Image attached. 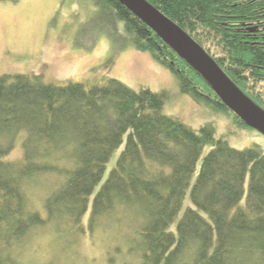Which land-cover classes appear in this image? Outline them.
I'll return each instance as SVG.
<instances>
[{
  "label": "trees",
  "instance_id": "trees-1",
  "mask_svg": "<svg viewBox=\"0 0 264 264\" xmlns=\"http://www.w3.org/2000/svg\"><path fill=\"white\" fill-rule=\"evenodd\" d=\"M146 1L264 113V0ZM95 4L111 16L110 25L115 18L123 24L118 39L126 37L176 76L182 94L250 128L125 5ZM165 99L166 93L136 92L114 79L104 86H56L37 76L0 77V264H23L16 246L50 225L56 240L102 238L111 245L110 264L116 253L122 264H264V152L231 147L212 123L195 131L166 116ZM21 136L22 160L7 161ZM206 147L190 190L193 206L179 217ZM43 177L57 183L36 203L32 182Z\"/></svg>",
  "mask_w": 264,
  "mask_h": 264
},
{
  "label": "rangeland",
  "instance_id": "rangeland-1",
  "mask_svg": "<svg viewBox=\"0 0 264 264\" xmlns=\"http://www.w3.org/2000/svg\"><path fill=\"white\" fill-rule=\"evenodd\" d=\"M108 19L111 16L101 10L95 0L0 2V77L37 76L45 84L56 86L77 83L104 86L114 79L136 92L149 89L153 93H166L163 108L166 116L179 119L195 131L212 123L216 127V136L231 147L238 150L258 147L264 152L262 133L253 128L238 127L230 117L197 104L190 96L182 94L176 76L150 53L126 43V37L118 39L119 34L124 35L123 24L117 23L115 18L110 25ZM23 141L21 136L14 151L6 157L7 161L22 160ZM122 150L123 146L112 155L102 181L90 198V206ZM210 150L211 147H206L202 153L179 217L193 206L190 190L197 179L201 161ZM56 183L55 178L36 179L32 182L30 198L38 203L39 197L46 196L47 189ZM38 209L44 211L42 206ZM88 217L89 214L84 219L85 224ZM118 217L121 218L122 214ZM109 232L108 240L116 234L114 226ZM55 233L50 225L47 230L32 234L22 245L16 246L20 261L23 264H110L111 245L102 238L92 242L80 239L77 244L67 239L56 240ZM114 257L113 264L125 261L120 254L116 253Z\"/></svg>",
  "mask_w": 264,
  "mask_h": 264
},
{
  "label": "water",
  "instance_id": "water-1",
  "mask_svg": "<svg viewBox=\"0 0 264 264\" xmlns=\"http://www.w3.org/2000/svg\"><path fill=\"white\" fill-rule=\"evenodd\" d=\"M118 1L131 10L194 70L199 72L224 104L236 113L248 127L256 129L264 135V117L260 114L263 112L246 98L200 45L146 0Z\"/></svg>",
  "mask_w": 264,
  "mask_h": 264
},
{
  "label": "bare ground",
  "instance_id": "bare-ground-1",
  "mask_svg": "<svg viewBox=\"0 0 264 264\" xmlns=\"http://www.w3.org/2000/svg\"><path fill=\"white\" fill-rule=\"evenodd\" d=\"M180 45V43H178ZM181 47H183L182 45H180ZM260 112V111H259ZM260 114L264 117L263 113L260 112Z\"/></svg>",
  "mask_w": 264,
  "mask_h": 264
}]
</instances>
